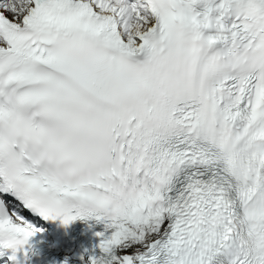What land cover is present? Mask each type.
Here are the masks:
<instances>
[{"label":"snow or ice","instance_id":"obj_1","mask_svg":"<svg viewBox=\"0 0 264 264\" xmlns=\"http://www.w3.org/2000/svg\"><path fill=\"white\" fill-rule=\"evenodd\" d=\"M57 217L110 221L91 264H264V0H0V264Z\"/></svg>","mask_w":264,"mask_h":264},{"label":"clouds","instance_id":"obj_2","mask_svg":"<svg viewBox=\"0 0 264 264\" xmlns=\"http://www.w3.org/2000/svg\"><path fill=\"white\" fill-rule=\"evenodd\" d=\"M118 207H119V205H117V204H113V205L111 206V208H105V209L103 210V215H105V216H109V215L115 214V212L117 211V208H118ZM0 235H2L4 239H8V235H7V233H2V234H0Z\"/></svg>","mask_w":264,"mask_h":264}]
</instances>
